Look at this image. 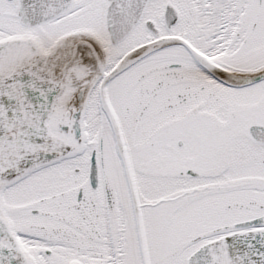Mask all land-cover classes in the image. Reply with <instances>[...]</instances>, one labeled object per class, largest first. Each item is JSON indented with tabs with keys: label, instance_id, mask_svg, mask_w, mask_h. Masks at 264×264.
Listing matches in <instances>:
<instances>
[{
	"label": "snow or ice",
	"instance_id": "1",
	"mask_svg": "<svg viewBox=\"0 0 264 264\" xmlns=\"http://www.w3.org/2000/svg\"><path fill=\"white\" fill-rule=\"evenodd\" d=\"M0 264H264V0H0Z\"/></svg>",
	"mask_w": 264,
	"mask_h": 264
}]
</instances>
